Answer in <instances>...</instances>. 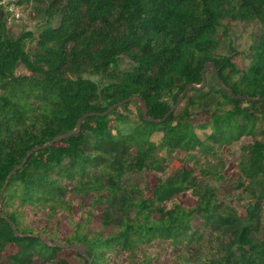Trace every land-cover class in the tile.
<instances>
[{
	"label": "trees",
	"instance_id": "1",
	"mask_svg": "<svg viewBox=\"0 0 264 264\" xmlns=\"http://www.w3.org/2000/svg\"><path fill=\"white\" fill-rule=\"evenodd\" d=\"M31 1L36 38L0 22V264H264V0ZM229 18L262 26L246 68L215 53ZM207 64L228 92L207 70L170 112ZM130 97L166 118L138 100L100 115ZM245 137L240 215L208 178Z\"/></svg>",
	"mask_w": 264,
	"mask_h": 264
},
{
	"label": "rangeland",
	"instance_id": "2",
	"mask_svg": "<svg viewBox=\"0 0 264 264\" xmlns=\"http://www.w3.org/2000/svg\"><path fill=\"white\" fill-rule=\"evenodd\" d=\"M24 3L26 4V6L23 9V21L16 27H4V37L17 38L24 32H32L33 37L36 38L40 28L42 27V24H44V19L40 18L34 12L33 2L31 0H25ZM261 30L262 26L257 21H234L229 18L222 22V25L218 30L220 44L215 53L217 55L232 57L238 69L246 68L250 64L251 59L249 47L258 37ZM30 39H27L25 42V47L27 49L33 45V41L29 42ZM132 66L133 64L129 59H127L126 57H121L119 61L120 71L129 70L132 68ZM22 72V68H19L16 71L17 74ZM82 77L93 81L98 87L104 86L112 79V75L110 74H94L90 72L83 73ZM232 78L234 80L237 77L232 75ZM129 108L132 112H135L134 107L129 106ZM241 142L248 143L250 142V138L245 137L239 143H235L234 147L230 149V154H225L223 156L224 160H228L227 168L222 173L223 178H208L210 184L215 186L219 190L221 198L234 205L240 215L243 214V206L247 202L245 193H242L240 188L237 189L238 182L236 178V165L239 158L238 148ZM178 166L179 163L177 161H173L171 164V169L175 170ZM142 178L145 180L148 187H153L155 180L152 177H150L148 174H145L143 177L137 176V181H139L141 184H143ZM237 191H239V196L242 199L238 198V195L236 194ZM179 200L181 202L191 201L187 196H180ZM13 250V246H9L7 248L8 252H11ZM67 257L70 264H83V262L79 258L71 257L70 255H68Z\"/></svg>",
	"mask_w": 264,
	"mask_h": 264
},
{
	"label": "water",
	"instance_id": "3",
	"mask_svg": "<svg viewBox=\"0 0 264 264\" xmlns=\"http://www.w3.org/2000/svg\"><path fill=\"white\" fill-rule=\"evenodd\" d=\"M210 69L215 73V75H216V77H217V83L219 84V86H220L224 91L228 92V90L225 89V88L223 87V85L221 84L220 79L218 78L217 72H216L215 68L213 67V65H212V64H207V65L204 67V69L202 70V72H201V75H202V83H201V85H199V86H195V85H188V86H186V88L184 89V91L182 92V94L179 96V98H178L177 102L175 103V105L172 106L170 112H172V111H173V110L179 105V103L182 101V99H183V97H184V95H185V93L187 92L188 89H190V88L200 89V88H202V87L205 86V77H204V74H205V72H206L207 70H210ZM236 98H237V97H236ZM238 98H240V99H242V100H245V98H243V97H238ZM137 100L139 101V103H137V104L139 105L140 112H141V114H142V116H143V119H144L146 122L159 123V122H162V121L166 118V117H164V118L161 119V120H154V119H151L150 117H148V115H147V107H146V105L143 103V101H141L140 99H138V98H136V97H130V98L126 99V100H123V101H121V102H118L117 104L111 106L106 112H104L103 114H100V115H106L110 110H113V109L116 108V107H120V106H122L123 104L128 103V102H137ZM246 100L249 101V99H246ZM92 115H99V114H93V113H90V114H87V115H83V116L81 117V119L78 120L75 130H73V131L67 133V134L64 135V136H72V135H76V134H78V132H79V130H80V124H81L82 119H84V118L87 117V116H92ZM47 146H48V145L43 146L42 148H35V150L43 149V148H45V147H47ZM33 151H34V150H33ZM31 152H32V151H31ZM31 152H29V154H30ZM16 169H17V168H15V169L10 173V175H12V173H13ZM10 175H9V176H10ZM73 247L76 248L75 246H73Z\"/></svg>",
	"mask_w": 264,
	"mask_h": 264
},
{
	"label": "built area",
	"instance_id": "4",
	"mask_svg": "<svg viewBox=\"0 0 264 264\" xmlns=\"http://www.w3.org/2000/svg\"><path fill=\"white\" fill-rule=\"evenodd\" d=\"M25 6L23 0H0V22L6 28L18 26L23 21Z\"/></svg>",
	"mask_w": 264,
	"mask_h": 264
}]
</instances>
